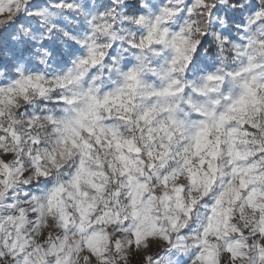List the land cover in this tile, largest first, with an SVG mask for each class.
<instances>
[{"label":"clouds","instance_id":"clouds-1","mask_svg":"<svg viewBox=\"0 0 264 264\" xmlns=\"http://www.w3.org/2000/svg\"><path fill=\"white\" fill-rule=\"evenodd\" d=\"M0 264H264V0H0Z\"/></svg>","mask_w":264,"mask_h":264}]
</instances>
